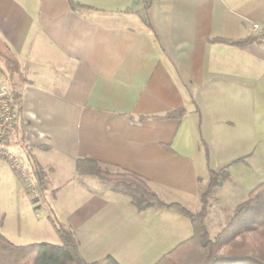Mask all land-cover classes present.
<instances>
[{
    "label": "crops",
    "instance_id": "0c3cea01",
    "mask_svg": "<svg viewBox=\"0 0 264 264\" xmlns=\"http://www.w3.org/2000/svg\"><path fill=\"white\" fill-rule=\"evenodd\" d=\"M76 1L90 7L0 0V53L22 71V113L8 146L25 162L24 146L31 149L46 171L37 205L72 229L87 262L113 255L120 264H154L192 235L189 219L139 210L138 192L88 173L87 162L80 170L78 161L134 173L164 201L197 205L209 167L224 166L213 165L211 140L222 133L213 124L237 125L250 139L264 133V37L213 41L255 35L264 0ZM180 109V118L164 116ZM0 187L24 203L27 195L35 209L2 158Z\"/></svg>",
    "mask_w": 264,
    "mask_h": 264
},
{
    "label": "trees",
    "instance_id": "16d2710c",
    "mask_svg": "<svg viewBox=\"0 0 264 264\" xmlns=\"http://www.w3.org/2000/svg\"><path fill=\"white\" fill-rule=\"evenodd\" d=\"M69 3L75 11L90 7L76 0H69ZM262 37L264 36L251 35L238 40L219 38L213 41L245 45L258 41ZM0 60L3 62L1 72L7 78L10 96L17 114L16 122L10 129L12 130L17 126L22 113V89L16 80L17 77H21L22 71L14 57L0 53ZM184 111L183 109L174 110L164 116L180 118ZM8 133L6 137L9 145ZM24 149L28 161L26 164L40 192H43L46 171L33 158L31 149L25 146ZM207 153L209 162V151ZM86 162L90 165L88 169H84L88 173L97 175L104 182L123 184L129 190L138 192L140 197L133 198L132 202L139 210L147 207L171 209L190 220L192 235L163 254L154 264H264V181L248 192L246 199L236 206L230 220L212 237L207 224L208 199L215 187L221 185L222 180L227 178L226 174L229 172L226 167L220 170L209 167L206 186L200 193L201 207L193 212L182 203L164 201L147 181L134 173L110 171L88 160L78 161L80 170ZM30 197L36 205L35 209L38 210L39 198L31 195ZM48 220L60 238L59 243L40 241L16 244L0 231V264H120L113 255L98 261L87 262L79 250L72 229L60 221L54 213L49 214Z\"/></svg>",
    "mask_w": 264,
    "mask_h": 264
},
{
    "label": "rangeland",
    "instance_id": "374dc122",
    "mask_svg": "<svg viewBox=\"0 0 264 264\" xmlns=\"http://www.w3.org/2000/svg\"><path fill=\"white\" fill-rule=\"evenodd\" d=\"M137 1L140 0H134V2ZM260 70L263 86L264 62L261 63ZM259 99L260 128L264 130L263 92ZM223 117L224 119L228 117L226 110L223 111ZM213 127L215 133H218V129L222 132L218 137L215 136L216 139L211 140V148L214 152L213 165L217 166L222 163L229 173L226 174L227 178L222 180L221 185L215 187L208 199L207 224L212 237L226 225L236 206L246 199L248 192L264 181V133L260 137L253 135L250 139L248 134L240 135L241 132L238 131L237 125L233 127L223 123L220 126L214 123ZM223 133L225 138H223ZM7 193L0 187V230L16 243L40 241L56 243L57 236L48 220V208L47 211L35 210L27 195L25 197L28 200L24 203L14 200ZM185 207L196 212L200 209L201 202L199 200L197 205H185Z\"/></svg>",
    "mask_w": 264,
    "mask_h": 264
},
{
    "label": "built area",
    "instance_id": "2783aa9c",
    "mask_svg": "<svg viewBox=\"0 0 264 264\" xmlns=\"http://www.w3.org/2000/svg\"><path fill=\"white\" fill-rule=\"evenodd\" d=\"M251 28L255 35L264 36V21L253 22ZM17 114L14 110L9 86L6 81L0 82V158L5 159L15 170L27 193L40 198V190L29 166L22 157L9 149L7 133L14 126Z\"/></svg>",
    "mask_w": 264,
    "mask_h": 264
}]
</instances>
